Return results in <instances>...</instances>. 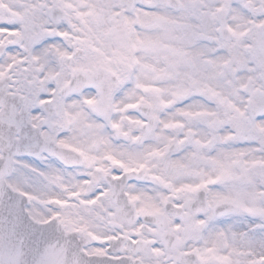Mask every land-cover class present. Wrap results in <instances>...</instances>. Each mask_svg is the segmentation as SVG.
Masks as SVG:
<instances>
[{"label": "snow or ice", "instance_id": "obj_1", "mask_svg": "<svg viewBox=\"0 0 264 264\" xmlns=\"http://www.w3.org/2000/svg\"><path fill=\"white\" fill-rule=\"evenodd\" d=\"M0 264H264V0H0Z\"/></svg>", "mask_w": 264, "mask_h": 264}]
</instances>
